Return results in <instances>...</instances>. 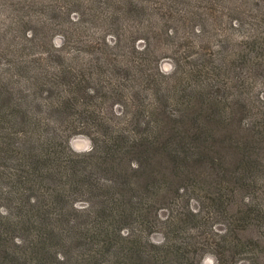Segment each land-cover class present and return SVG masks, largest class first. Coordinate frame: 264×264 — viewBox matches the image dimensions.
I'll list each match as a JSON object with an SVG mask.
<instances>
[{"label": "rangeland", "instance_id": "1", "mask_svg": "<svg viewBox=\"0 0 264 264\" xmlns=\"http://www.w3.org/2000/svg\"><path fill=\"white\" fill-rule=\"evenodd\" d=\"M0 89L16 122L40 120L48 151L84 156L63 215L89 225L110 213L103 197L126 204L109 252L58 240L44 264H112L118 250L122 264H264V0H0ZM142 132L155 141L129 150Z\"/></svg>", "mask_w": 264, "mask_h": 264}, {"label": "trees", "instance_id": "2", "mask_svg": "<svg viewBox=\"0 0 264 264\" xmlns=\"http://www.w3.org/2000/svg\"><path fill=\"white\" fill-rule=\"evenodd\" d=\"M42 74L40 72V75ZM44 79L50 84H61L64 87L63 76L51 74L49 78L45 76ZM92 79L96 82L101 81L99 77ZM82 80L83 77L80 80L79 74L72 75L69 85L77 87ZM1 93L0 89V97H2ZM56 101L52 104L53 107L66 106L61 98ZM18 108L20 109L21 105L15 102L10 107H0V253L2 251V254H5L3 258L0 257V264H6L5 258L8 257H12L16 264H32L34 261L44 264L48 260V255L53 253V256H56V251L51 252V248L59 245L58 240H66L65 243L75 242L86 247L85 251L89 253H97L98 250H93L91 247L99 246L105 249L106 254L109 252L108 246L113 247L109 235L112 225L116 223L117 216H120L122 209L126 207L125 202L114 199L113 196L106 199L103 197L102 211H110V213L104 218L97 214L92 216L91 220L94 222L89 225L74 222L75 220H71L69 216L63 215L65 192L69 189L67 183L69 180L75 181L78 168L84 164L83 161L73 159L84 156L72 153L67 147L66 156H62L56 150L48 151L52 141L48 139V134L40 140L42 136L40 120L31 114L25 117L27 119H24V122H16V119L20 120L22 117L14 112ZM16 123L23 127L17 139L13 130ZM26 127L27 130H24ZM122 139L123 134L120 135V133L113 138L107 136L103 145L100 146L99 158L94 160L92 166H98L101 160L106 161V157L114 150L115 144L121 143ZM150 140L155 141V135L143 136V132L134 133L129 135L125 144L128 145L129 150H133L143 146L145 142L152 144ZM39 141L43 142L39 144ZM46 141L47 149L43 147ZM97 150V144L94 143L91 151ZM131 153L133 155L135 152ZM140 155L142 157L143 153L141 152ZM145 159L152 160L151 154H147ZM111 165L114 168L117 167L116 163ZM43 198H46L45 203ZM61 224L65 227L64 234L60 232ZM117 232L122 240L127 239L128 235L120 236L119 228ZM14 233L20 234L21 237L14 236ZM12 234L10 243L17 248V251L7 252L6 235ZM101 235L104 239L97 240ZM128 255L132 254L118 250L111 257V262L122 264L121 259H125Z\"/></svg>", "mask_w": 264, "mask_h": 264}, {"label": "clouds", "instance_id": "3", "mask_svg": "<svg viewBox=\"0 0 264 264\" xmlns=\"http://www.w3.org/2000/svg\"><path fill=\"white\" fill-rule=\"evenodd\" d=\"M208 264H211V261H209Z\"/></svg>", "mask_w": 264, "mask_h": 264}]
</instances>
